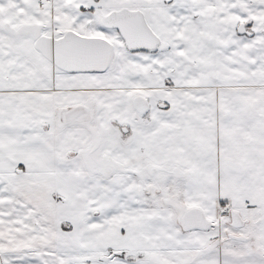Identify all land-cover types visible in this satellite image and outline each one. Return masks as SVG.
I'll use <instances>...</instances> for the list:
<instances>
[{
  "label": "snow or ice",
  "instance_id": "6c2138e0",
  "mask_svg": "<svg viewBox=\"0 0 264 264\" xmlns=\"http://www.w3.org/2000/svg\"><path fill=\"white\" fill-rule=\"evenodd\" d=\"M0 264H264V0H0Z\"/></svg>",
  "mask_w": 264,
  "mask_h": 264
}]
</instances>
